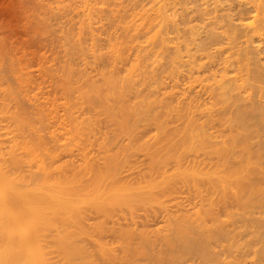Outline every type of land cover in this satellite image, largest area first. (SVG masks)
Masks as SVG:
<instances>
[{
    "label": "bare ground",
    "instance_id": "obj_1",
    "mask_svg": "<svg viewBox=\"0 0 264 264\" xmlns=\"http://www.w3.org/2000/svg\"><path fill=\"white\" fill-rule=\"evenodd\" d=\"M68 1L61 55L0 37V264H264V0Z\"/></svg>",
    "mask_w": 264,
    "mask_h": 264
},
{
    "label": "rangeland",
    "instance_id": "obj_2",
    "mask_svg": "<svg viewBox=\"0 0 264 264\" xmlns=\"http://www.w3.org/2000/svg\"><path fill=\"white\" fill-rule=\"evenodd\" d=\"M25 1H27V4H25V2H24V0H19V2L17 1V0H0V37H4V39L6 40V42H7V44L9 45H11V44H14L15 46H19L20 44H25V45H28V46H31L32 48L31 49H33L34 50V52L35 51H37L38 50V48L40 49L39 51L42 53V54H44V55H47V56H49L51 53H54L55 55L57 54V55H61L62 54V50H61V52L60 51H58V49H63L64 47H66V45H64V43L63 42H65V39L66 38H64L63 36H65V37H67V35H66V30H67V33H68V31H70V32H73L74 33V30H75V19L74 18H76L77 19V16L76 17H73V16H75V11H73V13H72V11H68V9H72V7L74 8V4L73 3H70V1H66V3L65 2H63L64 0H59V2H58V0L56 1V0H54V1H52V0H25ZM34 1V3H31V2H33ZM42 1V2H41ZM53 3H52V2ZM36 2V3H35ZM45 2V3H44ZM49 4H48V3ZM20 3V4H19ZM31 3V4H30ZM41 3V5L43 6H39V4ZM62 3H64L63 4V6L66 4V5H70L71 4V7H68V6H64L65 8H67L66 10H65V8H61V6H60V4L62 5ZM23 4V5H22ZM35 4V5H34ZM54 4H56V5H54ZM59 4V5H58ZM29 5V6H28ZM48 5L49 6H51V7H48ZM37 6V7H36ZM44 6H45V8H44ZM53 6V7H52ZM59 6V7H58ZM62 6V7H63ZM47 7V8H46ZM56 7H58V8H56ZM31 8H32V10H31ZM35 8V9H34ZM42 8V9H41ZM44 8V9H43ZM50 8V9H49ZM51 8H53V9H51ZM40 11H39V10ZM55 9V10H54ZM63 10L62 12H60V11H58V10ZM35 10H37V11H35ZM43 10L45 11V12H43ZM50 12H49V11ZM54 10V11H53ZM57 10V11H56ZM73 10V9H72ZM75 10V9H74ZM25 11V12H24ZM27 11V12H26ZM53 11V12H52ZM65 11V12H64ZM23 12V13H22ZM36 12V13H35ZM66 12H69V13H67L68 14V16H67V14H65ZM44 13V14H43ZM53 13H55L54 15H53ZM70 13H72V14H74L73 16H72V14H70ZM32 14L34 15V16H32ZM37 14V15H36ZM43 14V15H42ZM60 14V15H59ZM64 14V15H63ZM70 14V15H69ZM28 15H29V17H28ZM58 15V16H57ZM36 16V17H35ZM45 16V17H44ZM50 16V17H49ZM57 16V17H56ZM68 18H67V17ZM25 17V18H24ZM28 17V18H27ZM37 18L38 20L39 19H42V20H39V21H37L36 22V19H33V18ZM45 19V18H47L48 17V20H46V22H48V21H50L51 22V26L53 25V26H55V27H49L50 26V22H48L49 24H45V20L43 19V18ZM64 17V18H63ZM69 17H71L72 18V20H74L73 22H71L72 20H71V18L69 19ZM57 18V19H56ZM62 18V19H61ZM28 19V20H27ZM61 19V20H60ZM65 19H67V20H65ZM69 19V20H68ZM32 20L34 21V23L32 22ZM64 20V21H63ZM41 21V23H38V22H40ZM58 21V22H57ZM69 21V22H68ZM33 23V25H32V23ZM64 22H66L65 24H64ZM23 23V24H22ZM37 25H36V24ZM44 23V25L46 26V28H47V25H48V29L49 30H46V31H44V33H43V30H41V32L40 33H38L40 30V28H42V27H39V24H40V26H44V25H41V24H43ZM74 23V25L72 26L71 24H73ZM235 23H236V21H235ZM29 24H30V26H29ZM35 24V25H34ZM59 24H61V26H60V28H59ZM26 25V26H25ZM34 26L36 29L39 27V29H37V30H39L38 32L36 31V30H34V27H32V26ZM69 25V26H68ZM63 26H65L64 28H63ZM69 27V28H68ZM32 30H31V29ZM54 29H57V30H54ZM61 29V30H60ZM66 29V30H65ZM69 29V30H68ZM71 29H74L73 31L71 30ZM4 30V31H3ZM25 30V31H24ZM35 31V33L36 34H34V32H32V31ZM51 30H53V32H49V31H51ZM48 31V33H46L45 34V32H47ZM28 32V33H27ZM55 32H56V34H55ZM57 32H58V34H57ZM65 32V33H64ZM31 33H33V35L31 34ZM63 33V34H62ZM6 34V35H5ZM43 34L45 35V37H43ZM49 34V35H48ZM62 34V35H61ZM71 34V33H70ZM4 35V36H3ZM37 35V36H36ZM42 35V36H41ZM68 35H69V33H68ZM48 36V37H47ZM56 36V37H55ZM12 37V38H11ZM35 38V39H34ZM49 38V39H48ZM57 38H59V39H57ZM52 39V40H51ZM57 39V40H56ZM14 40V41H13ZM18 40V41H17ZM48 40V41H47ZM59 40H61L60 41V43H59ZM13 42V43H11V42ZM28 41V42H27ZM50 41V42H49ZM63 41V42H62ZM67 41V40H66ZM10 42V43H9ZM34 42V43H33ZM48 42V43H47ZM54 42V43H53ZM27 43V44H26ZM36 43V44H35ZM45 43V44H44ZM51 43V44H50ZM57 43V44H56ZM59 43V44H58ZM61 43H62V45H63V47H61L62 45H61ZM42 44V45H41ZM43 45H45V46H43ZM49 45H50V47H49ZM51 45L53 46V47H51ZM61 45V46H60ZM35 46H37V48L35 47ZM39 46V47H38ZM41 46H43V48L41 47ZM47 46V47H46ZM36 49H35V48ZM46 47V48H45ZM51 48V50H53V51H51L49 48ZM61 47V48H60ZM41 48H42V50H41ZM67 48L69 49V46L67 45ZM57 50V51H56ZM45 51H47V52H45ZM43 52H45V53H43ZM57 52V53H56ZM36 53V52H35ZM38 53V52H37ZM36 53V54H37ZM48 53H49V55H48ZM40 54V53H39ZM54 54H51V55H54ZM50 55V56H51ZM124 67V66H123ZM122 67V68H123ZM148 67V66H147ZM149 69H151V66L149 65ZM148 69V70H149ZM121 71H123L122 69H120ZM157 73H158V70L156 71ZM159 73H160V71H159ZM161 75V74H160ZM158 76H159V74H158ZM161 77V76H160ZM159 77V78H160ZM163 77V76H162ZM161 79V78H160ZM166 79V78H165ZM168 79V78H167ZM167 79L166 80H164L165 82L167 81ZM181 79V78H180ZM180 79H178V80H180ZM182 80V79H181ZM183 81V80H182ZM164 82V83H165ZM171 82V81H170ZM170 82H168L167 84H170ZM163 83V84H164ZM178 85H181L182 84V87L181 86H179V87H177V89L179 88V90H181V91H183V88L184 89H186V87H183L184 85V82L182 83L181 81H178ZM181 83V84H180ZM166 84V83H165ZM164 84V85H165ZM197 84V83H196ZM166 86H168V85H166ZM170 86V85H169ZM198 86V85H197ZM196 85H194V91L196 90V87H197ZM169 88V87H168ZM181 88V89H180ZM198 88V87H197ZM177 89H175V91H176V93L178 92H180L179 90H177ZM187 90V89H186ZM255 90V89H254ZM156 91V92H155ZM154 91V93H152V95L155 97V95L157 96L158 94H159V92L157 91V90H155ZM194 91H192L191 92V90H190V92L191 93H193ZM196 91H199V88L196 90ZM195 91V92H196ZM187 92V91H186ZM189 92V93H190ZM194 92V93H195ZM173 93H174V89H173ZM189 93H187L188 95H189ZM193 93V94H194ZM198 94L197 95H201L202 96V98H200V100H199V103H200V101L203 99V97H205L206 95V93H205V91H204V93L205 94H202L201 93V91L200 92H197ZM199 93H201V94H199ZM181 94V93H180ZM196 94V93H195ZM177 95H179V94H177ZM190 95H192V94H190ZM193 96V95H192ZM200 96V97H201ZM204 99H207V98H204ZM197 100V99H196ZM208 100V99H207ZM206 100V102L208 103V101ZM204 101V100H203ZM196 102V101H195ZM205 102V101H204ZM196 103H198V101L196 102ZM202 103V102H201ZM212 130V132H213V130L214 129H211ZM213 133H216V130H214V132ZM257 133V132H256ZM259 133V132H258ZM257 133V134H258ZM260 135V136H259ZM259 135H256L257 136V138L255 137V135L253 136V138H252V140L251 141H254V142H257L258 140L261 142V141H263L264 140V137L261 135V134H259ZM217 140L216 141H218L219 140V137H215ZM214 137H211V139H215ZM211 139L209 140V141H211ZM256 141H255V140ZM258 141V142H259ZM212 142V141H211ZM253 145H254V143H253ZM256 146V145H255ZM139 155V154H138ZM138 155H136V156H138ZM135 156V157H136ZM196 156V157H195ZM140 157H142L141 155H140ZM143 158V157H142ZM191 158H195L196 160H200V161H202L203 160V158H204V154L202 153V155H201V152L200 153H198V154H194L193 155V157H191ZM140 158H139V156H138V160H139ZM137 159H135V161H136ZM140 161V160H139ZM141 162V161H140ZM204 163H206V162H204ZM203 163V164H204ZM140 164H142V162L140 163ZM140 164H138L137 166L135 165V168L136 167H138ZM171 165H169L170 167H172V163H170ZM207 164V163H206ZM168 166V167H169ZM134 168V170L135 171H137L138 170V168H137V170ZM140 169L142 168V166L141 167H139ZM206 168L207 169H210V166L209 167H207L206 166ZM205 168V169H206ZM131 170V169H130ZM130 170H126L127 172H130ZM135 171H133V169H132V171L131 172H135ZM127 172H125V174L127 173ZM130 172V173H131ZM137 173V172H136ZM124 174V173H123ZM124 174V175H125ZM127 176H128V174H126ZM133 175V174H132ZM132 175H130L129 174V178H130V176L132 177ZM136 175V174H135ZM134 175V176H135ZM133 176V177H134ZM124 177H126V176H124ZM181 188V187H180ZM179 188V189H180ZM176 189H177V187H176ZM184 189H186V188H183L182 187V192L183 193H181L180 191H179V193H175V195L174 196H176L175 197V201H178L179 202V205H180V207H181V209L182 210H184V211H191L192 209H194V207L192 206V205H194V203H197V202H194L195 200L193 199V197H195V196H193L192 197V195L194 194V193H191L190 192V194H192V195H187V193L190 191L189 189L187 190L188 192H186V191H184ZM181 190V189H180ZM176 191H178V190H176ZM192 191V190H191ZM185 192V193H184ZM185 194V197L183 196ZM182 196V197H181ZM189 196H190V198H189ZM187 197V198H186ZM196 198V197H195ZM170 200V199H169ZM173 200V199H172ZM192 200H194V201H192ZM171 201V200H170ZM174 201V202H175ZM174 202L172 203L171 202V209L173 208V206L172 205H174ZM194 202V203H193ZM168 204V203H167ZM195 205H198V203L197 204H195ZM169 206H170V203H169ZM196 207V206H195ZM220 208L219 209H217L218 211V214H220V212H224V210L227 208V206L226 207H224V206H219ZM175 208V207H174ZM173 208V209H174ZM257 209L258 208H254L253 210H251L252 212H253V214H252V212L250 213V214H252V216H251V218L249 217V214H248V216L245 218V219H247L248 220V225L250 224V225H252V223H250V222H253L252 221V219L254 218V217H256V213L257 212H255V211H257ZM153 210V211H152ZM155 209H151V211H152V214H154V215H147L148 216V222L147 221H145L147 218V216L145 217L146 219H144L142 216L144 215H141L139 218H141V219H143V220H140V219H138L137 220V218H138V214H137V217L135 216V218H136V225L135 224H133V226L135 227H138L137 229H140V228H143V226L144 227H146V228H144L145 230H147V228H148V230L149 229H152V228H154V227H156L157 225L159 226L161 223H162V219L163 218H161V214H163V213H161L159 210L158 211H154ZM221 210V211H220ZM223 210V211H222ZM142 211V210H141ZM141 211H138V213H140ZM149 212H150V210H148ZM220 211V212H219ZM147 212V211H146ZM154 212V213H153ZM142 213H145V211L144 212H142ZM141 214V213H140ZM139 214V215H140ZM148 214H150V213H148ZM259 214V213H258ZM257 214V215H258ZM146 215V214H145ZM221 215H223V213H221ZM260 215V214H259ZM258 215V216H259ZM237 217L238 218H242L241 216L239 217V215H237ZM245 217V216H244ZM243 217V218H244ZM259 218H260V216H259ZM255 219V218H254ZM258 219V218H257ZM122 220V219H121ZM135 220V219H134ZM241 221H242V219H240ZM246 220V221H247ZM250 220V221H249ZM256 220V219H255ZM254 220V221H255ZM123 222H124V220H122ZM121 221V222H122ZM129 221V220H128ZM160 221H161V223H160ZM257 221H260V220H257ZM264 221V220H263ZM119 222H120V220H119ZM122 222V223H123ZM132 222V221H131ZM130 222V223H131ZM243 222L245 223V221H244V219H243ZM129 223V222H128ZM117 224V223H116ZM264 224V223H263ZM124 225V224H123ZM132 225V224H131ZM157 226V227H158ZM147 230V231H148ZM152 230H154V229H152ZM151 230V232L150 231H148V233H151L152 235H154L155 236V234H153L152 231ZM243 230V229H242ZM244 232H245V230H244ZM264 231H262L260 234H262ZM242 233V232H241ZM243 234V233H242ZM243 235H245L243 238H245L246 237V234H243ZM251 235V234H250ZM105 237L107 236V235H104ZM111 236V235H110ZM109 236V237H110ZM151 236V235H150ZM254 236H256V235H254ZM258 236H259V234H258ZM257 236V237H258ZM262 236H264V235H262ZM105 237H103V239L105 238ZM217 237V236H216ZM222 236H218V238H221ZM251 237V236H250ZM113 239V237L111 236L110 237V239ZM151 238H153V236H151ZM251 238H253V237H251ZM250 238V239H251ZM261 238V237H260ZM263 238V237H262ZM107 239H108V236H107ZM110 239H108L107 241H110ZM111 239V240H112ZM154 239H156L155 237H154ZM254 239H256V238H254ZM258 239V238H257ZM157 241L159 240V238H157L156 239ZM244 239H242L241 241H243ZM253 240V239H252ZM251 240V241H252ZM106 241V242H107ZM114 241V239L112 240V242ZM255 241V240H254ZM111 242V241H110ZM109 242V243H110ZM111 242V243H112ZM253 242V241H252ZM251 242V243H252ZM258 242H259V240H258ZM258 242L256 243V244H258ZM157 243V242H156ZM254 243V242H253ZM252 243V244H253ZM261 243V242H260ZM158 244V243H157ZM157 244H155V245H157ZM222 245V244H221ZM260 245V244H259ZM262 245V244H261ZM220 246V245H219ZM218 246V248H219V250L216 248L217 246H215L214 247V249H215V251H217L218 250V253L216 252H212L215 256H217L220 260H222V259H225V260H227L228 258H227V255L229 254L228 253V251L230 250L229 248H227V247H225V246H223L222 245V248L221 247H219ZM256 247H258L257 245H256ZM224 248V249H223ZM262 248H264V246H262ZM261 248V249H262ZM220 249H222V250H220ZM245 249V246L243 247V250ZM260 249V250H261ZM246 250V249H245ZM262 250H264V249H262ZM227 252V253H226ZM246 252V251H245ZM264 252V251H263ZM218 254H219V256H218ZM264 254V253H263ZM194 255V257L192 258V263H194V264H196L197 263V261H198V256H195V254H193ZM251 255H249V257H250ZM248 256H244L243 258V260H244V262L246 263V264H251V263H248V260H249V262H250V259L251 258H249V259H245V258H247ZM252 257V256H251ZM194 258H195V260H194ZM98 261V260H97Z\"/></svg>",
    "mask_w": 264,
    "mask_h": 264
}]
</instances>
